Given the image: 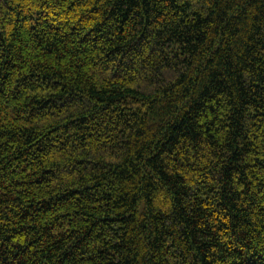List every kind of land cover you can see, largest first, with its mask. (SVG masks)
Masks as SVG:
<instances>
[{"label": "trees", "instance_id": "obj_1", "mask_svg": "<svg viewBox=\"0 0 264 264\" xmlns=\"http://www.w3.org/2000/svg\"><path fill=\"white\" fill-rule=\"evenodd\" d=\"M0 264H264V0H0Z\"/></svg>", "mask_w": 264, "mask_h": 264}]
</instances>
